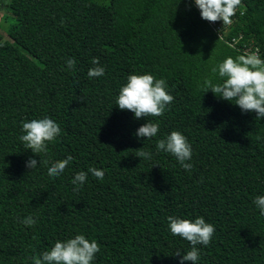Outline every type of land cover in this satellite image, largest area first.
<instances>
[{
  "label": "trees",
  "instance_id": "16d2710c",
  "mask_svg": "<svg viewBox=\"0 0 264 264\" xmlns=\"http://www.w3.org/2000/svg\"><path fill=\"white\" fill-rule=\"evenodd\" d=\"M0 15V264H34L76 235L100 245L93 264H179L192 246L171 234L169 216L214 226L196 264H264L253 203L264 195V120L203 88L206 78L222 82L211 69L228 57L259 49L264 59V0H242L217 29L194 0H0ZM94 57L105 74L90 79ZM133 74L165 80L174 101L163 116L118 108ZM45 117L61 133L38 156L19 137L24 122ZM147 122L159 124L151 140L135 135ZM173 131L192 147L190 171L156 149ZM141 148L151 159L136 157ZM28 216L33 227L21 222Z\"/></svg>",
  "mask_w": 264,
  "mask_h": 264
},
{
  "label": "clouds",
  "instance_id": "9594fccd",
  "mask_svg": "<svg viewBox=\"0 0 264 264\" xmlns=\"http://www.w3.org/2000/svg\"><path fill=\"white\" fill-rule=\"evenodd\" d=\"M242 0H194L195 6L200 11L201 19L216 23L222 21L223 27L233 23L232 18L236 15L237 9L241 6ZM96 67L90 68L88 77L97 78L105 74V69L99 66V58L91 60ZM76 61L69 58L66 61L68 69L75 68ZM213 76L218 77L222 82L213 83L212 78H206L203 88L206 92L211 91L215 96L232 102L239 107L242 113H255L257 120H264V59L259 55V49L255 52H245L235 59L228 57L211 69ZM166 82L163 79H156L150 74L129 75L127 83L121 87L116 99V105L121 111L134 113V118L161 117L167 110L168 105L174 101V97L168 94ZM210 89V90H209ZM25 134L19 139L25 147L35 155L47 152V143L54 141L61 133L60 126L53 119L45 117L34 119L22 124ZM159 132V124L147 122L138 128L135 135L144 140H151ZM157 151H164L171 154L180 163L181 167L190 171L191 163H186L192 158V147L187 138L179 131L171 132L166 139L156 142ZM139 159H151L152 154L144 151L143 148L136 150ZM39 156V155H38ZM72 157L57 161L48 168V175L52 178L59 177ZM158 166V165H156ZM155 167V166H153ZM159 167V166H158ZM26 168L35 170L37 160L29 159ZM97 180L104 179V171L96 168H89ZM86 172H79L71 181L75 186L74 191H79L87 179ZM253 203L264 216V195L257 196ZM26 227H33L36 219L32 216L21 221ZM169 229L173 236H179L188 241L192 246L191 250L182 255L179 264H196L199 260L197 245L209 246L215 233L212 224L206 223L203 217L195 221L180 219L169 216ZM100 252V245L95 241L85 238L84 235H76L75 238L67 241H57L50 251L42 253L41 258L34 260V264H93L95 256ZM176 256H181L179 252Z\"/></svg>",
  "mask_w": 264,
  "mask_h": 264
},
{
  "label": "rangeland",
  "instance_id": "374dc122",
  "mask_svg": "<svg viewBox=\"0 0 264 264\" xmlns=\"http://www.w3.org/2000/svg\"><path fill=\"white\" fill-rule=\"evenodd\" d=\"M0 17H1V15H0ZM0 23H1V20H0ZM214 25V24H213ZM213 25H211L212 27H213ZM217 24L215 23V25H214V28H217Z\"/></svg>",
  "mask_w": 264,
  "mask_h": 264
},
{
  "label": "built area",
  "instance_id": "2783aa9c",
  "mask_svg": "<svg viewBox=\"0 0 264 264\" xmlns=\"http://www.w3.org/2000/svg\"><path fill=\"white\" fill-rule=\"evenodd\" d=\"M213 24L215 25V23H210V22H209V25H210V26L213 25ZM216 24H217V23H216ZM214 25H213V26H214ZM215 29H217V28H215ZM247 52H248V50H247ZM254 52H255V51H254Z\"/></svg>",
  "mask_w": 264,
  "mask_h": 264
}]
</instances>
